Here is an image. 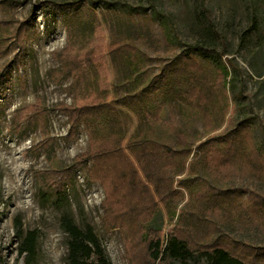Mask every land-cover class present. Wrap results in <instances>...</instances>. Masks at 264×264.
I'll list each match as a JSON object with an SVG mask.
<instances>
[{
    "label": "rangeland",
    "instance_id": "rangeland-1",
    "mask_svg": "<svg viewBox=\"0 0 264 264\" xmlns=\"http://www.w3.org/2000/svg\"><path fill=\"white\" fill-rule=\"evenodd\" d=\"M45 1L0 0L1 264H25L18 254L15 220H20L24 231L38 234L33 264H67L65 234L59 225L62 209L55 206L52 195L61 186L69 197L74 220L80 226L93 227L111 264H142L144 244L132 235L139 231L142 220H128L130 230L123 225L112 227L111 212L104 203L105 189L89 178L92 162L76 163L89 148V131L83 123L71 129L68 117L60 111L61 105H71L80 93L75 74L64 70L69 17L64 10L43 9ZM51 1L73 2L83 16L98 15L86 69L89 80L97 73L99 90L112 83L116 72L104 54L112 22L122 14L116 9L119 3L143 6V13L133 17L148 27V38L137 41L148 59L144 65L148 77L164 66L171 69L170 62L186 45L211 44L215 48L213 56L195 55L206 69V83L211 87L207 103L214 123L222 124L219 131L227 136L247 131L260 158L249 156L193 175L173 174L183 185H177L179 194L169 211L159 205L155 225L162 229L165 241L166 233L177 226L193 236L197 245L227 244L251 264H264V0ZM153 9L170 22L171 46L165 42L160 20L150 18ZM24 20L30 23V31L17 39L15 27ZM222 67L230 71L227 91L221 87L218 70ZM95 88L89 90L91 95ZM159 119V141L175 145L170 133L173 125L191 135L194 146L207 140L206 119L186 109L176 95L167 96ZM209 187L233 191L240 209L231 210L226 218H220L218 203L206 209L205 198L218 193ZM251 193L263 198L261 210L253 207ZM178 214L187 220L178 223ZM162 264H203V260L194 251Z\"/></svg>",
    "mask_w": 264,
    "mask_h": 264
},
{
    "label": "trees",
    "instance_id": "trees-1",
    "mask_svg": "<svg viewBox=\"0 0 264 264\" xmlns=\"http://www.w3.org/2000/svg\"><path fill=\"white\" fill-rule=\"evenodd\" d=\"M41 4L43 9L52 12L64 10L69 17L67 47L63 53L64 70L75 74L80 93L71 105H61L60 111L68 117L71 129L75 130L79 123L88 128L89 148L77 157L76 163L86 165L92 162L89 178L105 189L104 203L111 212L112 227L123 225L130 230L128 220H142L139 231L132 234L144 244L142 264L181 260L194 251L199 253L203 264H251L227 244L214 241L197 245L193 236L177 226L166 233L165 241L162 229L155 225L159 205L163 204L169 211L171 201L179 194L177 185H183V180L178 183L173 174L186 172L193 175L249 156H260L247 131L227 136L219 131L222 124L214 123L207 103L211 87L206 83V69L195 55L213 56L215 48L211 44L186 45L170 62L171 69L164 66L157 75L148 77L144 73L148 59L137 44L138 39L148 38V27L133 17L143 13V6L119 3L116 9L122 14L115 16L112 22L110 41L104 54L116 72L112 83L99 90L97 73L89 80L90 73L86 69L92 53L90 40L99 26L98 15L83 16L80 6L73 2L48 0ZM152 13L150 18L160 20L165 42L171 46L170 22L159 11L153 9ZM30 27L28 20L19 22L14 30L15 38L19 39L23 32L30 31ZM218 71L221 87L227 91L230 71L224 67ZM95 86L96 92L91 95L89 90ZM168 95H176L186 109L196 111L206 119L204 130L208 137L205 142L194 146L192 136L176 125L170 126L174 146L158 140L162 124L159 111ZM209 189L218 193L205 198L206 209L218 203L220 218L240 209L238 196L233 191ZM52 195L55 206L62 209L59 225L65 234L66 263L111 264L93 227L88 224L80 226L74 220L64 187L57 188ZM251 197L253 207L261 210L263 198L257 193H251ZM172 214L174 217L175 212ZM202 214L206 215V212ZM185 220V215H176L178 223ZM14 232L19 256L24 258L25 264H33L37 254V232L24 231L20 220H15Z\"/></svg>",
    "mask_w": 264,
    "mask_h": 264
}]
</instances>
